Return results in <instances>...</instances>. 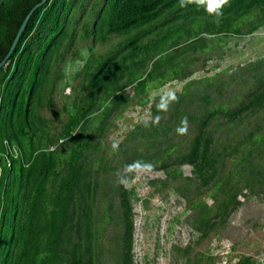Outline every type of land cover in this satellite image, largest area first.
<instances>
[{"label": "trees", "instance_id": "16d2710c", "mask_svg": "<svg viewBox=\"0 0 264 264\" xmlns=\"http://www.w3.org/2000/svg\"><path fill=\"white\" fill-rule=\"evenodd\" d=\"M39 2L0 0V62ZM262 24L264 0H46L36 7L0 68V264H134L133 190L124 187L130 172L120 177V188L109 179L102 181L116 167L110 161L98 162L85 149L98 144L109 116L129 102L128 94L120 93L129 81L145 89L157 78L191 74L193 59L183 52L207 50L202 34H244ZM113 35L123 37L125 45L99 59H88L80 93L70 105L59 108L56 93L68 56H77L83 42H106ZM207 79H198L197 93L188 82L173 99L160 97L154 111L169 109L170 117L163 120L162 129L153 123V131L141 132L148 137L142 145L149 150L136 147L123 152V163L131 172L141 166L172 175L181 164L193 167L191 179L197 190L206 189L214 199L213 207L189 196L187 190L184 195L204 234L240 203L235 182L244 181L251 192L264 182V163L252 159L264 148V134L260 127L247 126L252 118L264 115V76L232 107L221 100V92L213 96L207 90L206 84L212 82ZM43 109L52 117H46ZM64 110L68 118L54 132V121H62ZM168 121L178 122L177 131L167 126ZM92 123L99 125L93 132ZM220 124L229 127L232 138L233 133L245 132L239 143L245 149L237 157L232 155L236 160L228 170L227 156L218 151L215 141ZM157 131L166 138L160 142L165 144L162 149ZM233 146L227 140L223 150ZM233 169L250 177L233 180ZM103 182L109 187L104 191ZM104 196L118 198L120 215L129 217L127 223L120 220L123 228L114 233V249H105L100 240L105 221L111 218L101 208ZM251 259L245 256L236 264H255Z\"/></svg>", "mask_w": 264, "mask_h": 264}, {"label": "rangeland", "instance_id": "374dc122", "mask_svg": "<svg viewBox=\"0 0 264 264\" xmlns=\"http://www.w3.org/2000/svg\"><path fill=\"white\" fill-rule=\"evenodd\" d=\"M242 28H247L246 23ZM201 37L206 39L209 47L207 50L199 48L195 53L190 49L183 52L185 57L193 59L189 68L190 76L187 74L166 80L157 78L145 89L136 83L130 84L129 81L120 92L128 94L129 102L121 104V110L115 109V112L109 116L110 124H106V130L98 136V144L85 149L90 157L97 160L99 158L98 162L110 161L116 167L106 177L105 175L101 177L102 181L104 178L109 179L115 186H119L120 177L123 178L126 172H130L125 178L124 187L133 190L131 218L134 225L132 229L134 264H236L245 256H250L251 262L255 264H264V182L257 185L254 192L244 188V181L235 182L240 187L238 190L240 203L236 208L229 209L228 215L222 222L218 221L212 229L207 228L204 234L197 227L198 220L184 195L187 190L190 192L189 196L205 200L213 207L214 199L209 196L206 189L197 190L196 183L191 179L193 167L190 164H181L180 171L169 175L161 168L141 166L131 172L123 163V152L129 148L137 147L145 152L149 150L148 145H142L144 141H148V137L141 132L153 131V123L160 124L158 128L162 129L163 122L170 117L169 109L159 114L154 111L160 97L173 99L183 92L188 82L192 83L193 91L197 93L199 88L195 84L198 79L208 78L205 81L212 80V82L206 84L207 90L211 91L213 96L221 92V100L229 102V106L232 107L239 100L242 101L253 89L258 77L264 76V24L253 32L244 34L204 33ZM187 44L188 42L184 43L181 48L186 47ZM117 45H125L123 37L113 35L106 42L96 44L88 40L81 43L77 56L71 54L68 56L63 64L64 78L59 82L56 93L59 108L64 109L65 103L70 105L72 97L80 93L86 61L90 58L99 59ZM160 56L158 54L156 58ZM163 65L164 63L161 66ZM163 72L162 69L160 74ZM201 87L203 89L204 85ZM194 102V107L197 108L198 99ZM71 108L73 110V105ZM42 112L46 117H52L48 109H43ZM67 118L68 112L64 110L62 121H54L52 127L54 132L63 128ZM168 122L167 126L177 131L178 122ZM220 125L215 133V141L218 143V151L227 156L228 170L236 160L232 155L237 157L245 149L239 146L240 141L245 137V132H238L237 136L233 133L235 137L232 138L229 127ZM91 126L90 131L93 132L99 125L92 123ZM247 126L255 129L260 127V131H263L261 133L264 134V115L252 118L250 123L247 122ZM180 134L183 137L182 133ZM192 134L193 132H190V135ZM157 136L158 147L162 149L165 144L160 142L166 139L163 131H157ZM227 140L234 144V149L223 150ZM65 143L64 147H66ZM252 159L264 163V148L254 153ZM232 175L235 176L233 180L236 181L250 177L247 173L241 174L238 169L237 171L233 169ZM101 186L102 191L109 188L108 183L105 182ZM119 205L118 198L104 196L101 200L102 211L107 212L111 217L105 221L106 230L100 238L105 249H114L115 241L112 240L114 233L123 228L120 220L125 223L129 220V217L124 219L120 215Z\"/></svg>", "mask_w": 264, "mask_h": 264}, {"label": "water", "instance_id": "95a60500", "mask_svg": "<svg viewBox=\"0 0 264 264\" xmlns=\"http://www.w3.org/2000/svg\"><path fill=\"white\" fill-rule=\"evenodd\" d=\"M44 1H46V0H42V2H39L38 4H36L33 7V9L28 13V15L25 17L23 23L21 24V26H20V28H19V30L17 32V35H16L14 41H13V44L11 46V49L9 50L7 56L0 62V68L6 63L7 59L13 53V51H14L17 43L19 42V39H20V37H21V35H22V33H23V31H24V29H25V27H26V25H27V23H28V21L30 19L31 14L35 10V8L38 7L39 5H41ZM1 172H2V165L0 164V178H1Z\"/></svg>", "mask_w": 264, "mask_h": 264}, {"label": "built area", "instance_id": "2783aa9c", "mask_svg": "<svg viewBox=\"0 0 264 264\" xmlns=\"http://www.w3.org/2000/svg\"><path fill=\"white\" fill-rule=\"evenodd\" d=\"M63 140H64V139L61 138L59 142H63ZM59 142H58V143H59ZM55 146H56V145L51 146V149H53ZM9 163H10V160H9Z\"/></svg>", "mask_w": 264, "mask_h": 264}]
</instances>
